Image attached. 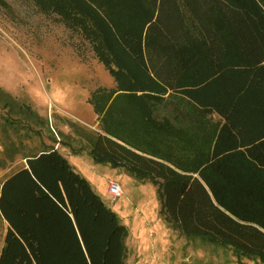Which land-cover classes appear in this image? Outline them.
Returning <instances> with one entry per match:
<instances>
[{"label": "trees", "instance_id": "trees-1", "mask_svg": "<svg viewBox=\"0 0 264 264\" xmlns=\"http://www.w3.org/2000/svg\"><path fill=\"white\" fill-rule=\"evenodd\" d=\"M35 3L82 27L117 82L91 98L92 159L157 186L187 239L264 264V0ZM167 96L186 113L157 118ZM25 159L0 184V264H128L127 228L69 160L56 148Z\"/></svg>", "mask_w": 264, "mask_h": 264}, {"label": "rangeland", "instance_id": "rangeland-1", "mask_svg": "<svg viewBox=\"0 0 264 264\" xmlns=\"http://www.w3.org/2000/svg\"><path fill=\"white\" fill-rule=\"evenodd\" d=\"M4 1L6 5L0 3V91L5 96L0 97V184L22 168L29 155L51 148L69 155L78 152L81 155L68 158L75 171L92 183L127 228L128 264H260L239 260L232 250L187 239L162 216L157 186L92 159L82 133H102L103 125L91 98L115 89L117 82L82 27L43 11L35 0ZM7 95L16 106L13 109L5 105ZM168 102L158 105L157 118L173 120L175 111L186 113L181 101ZM19 105L29 106L35 115L20 114ZM111 181L122 188L116 199L108 193ZM7 227L0 214V251Z\"/></svg>", "mask_w": 264, "mask_h": 264}, {"label": "built area", "instance_id": "built-area-1", "mask_svg": "<svg viewBox=\"0 0 264 264\" xmlns=\"http://www.w3.org/2000/svg\"><path fill=\"white\" fill-rule=\"evenodd\" d=\"M108 193L116 199L118 196L122 195V188L116 181H111L108 185Z\"/></svg>", "mask_w": 264, "mask_h": 264}, {"label": "crops", "instance_id": "crops-1", "mask_svg": "<svg viewBox=\"0 0 264 264\" xmlns=\"http://www.w3.org/2000/svg\"><path fill=\"white\" fill-rule=\"evenodd\" d=\"M61 152V151H60ZM67 159L71 156V155H81V154H67V153H65V152H61ZM69 160V159H68ZM69 162H70V160H69ZM71 163V162H70ZM71 165H72V163H71ZM73 167H74V165H72ZM91 183V182H90ZM91 185H92V183H91ZM92 187H93V185H92ZM94 189V188H93ZM95 190V189H94ZM108 205V204H107ZM109 206V205H108ZM6 223H7V221H6ZM7 225L9 226V224L7 223ZM8 228V227H7Z\"/></svg>", "mask_w": 264, "mask_h": 264}]
</instances>
